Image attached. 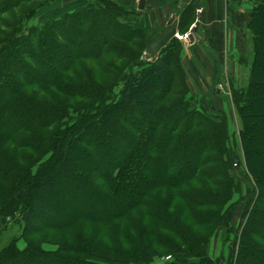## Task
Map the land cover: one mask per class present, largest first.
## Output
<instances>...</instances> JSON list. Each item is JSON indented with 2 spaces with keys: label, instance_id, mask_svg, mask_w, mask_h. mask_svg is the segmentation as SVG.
Returning a JSON list of instances; mask_svg holds the SVG:
<instances>
[{
  "label": "trees",
  "instance_id": "16d2710c",
  "mask_svg": "<svg viewBox=\"0 0 264 264\" xmlns=\"http://www.w3.org/2000/svg\"><path fill=\"white\" fill-rule=\"evenodd\" d=\"M35 1L0 0V264H264V0H249L238 132L192 94L178 39L141 63L146 11L126 24L121 3L73 0L38 28L32 11L6 20ZM197 19L184 7L180 34ZM102 62L106 80L84 66ZM116 225L122 248L106 254L95 240ZM49 231L63 233L55 251L35 241Z\"/></svg>",
  "mask_w": 264,
  "mask_h": 264
},
{
  "label": "crops",
  "instance_id": "0c3cea01",
  "mask_svg": "<svg viewBox=\"0 0 264 264\" xmlns=\"http://www.w3.org/2000/svg\"><path fill=\"white\" fill-rule=\"evenodd\" d=\"M192 3L196 4L195 0H167L155 6L148 4L147 12L154 33L150 41L152 55L149 58L155 60L173 38L182 35L178 30L182 12L184 7ZM201 4L204 8L197 6V9L202 8L204 12L199 17L200 27L197 28L195 41L184 44L182 56L188 85L193 95L208 97L213 101L216 111L229 115V120L234 123L233 131L238 132L241 122L233 96L225 100L222 95L224 89L229 88L230 79L238 90L246 89L249 85L251 67L246 57L249 45L246 33L253 7L249 0H203ZM171 13L176 16L170 21L168 18ZM242 66L249 67L245 77L239 76L243 73L240 69ZM215 88L218 89L217 94H214ZM242 216L236 217V227L242 223ZM222 238V233H219L211 243L210 254L213 257L220 256L224 250Z\"/></svg>",
  "mask_w": 264,
  "mask_h": 264
},
{
  "label": "rangeland",
  "instance_id": "374dc122",
  "mask_svg": "<svg viewBox=\"0 0 264 264\" xmlns=\"http://www.w3.org/2000/svg\"><path fill=\"white\" fill-rule=\"evenodd\" d=\"M47 1L48 0H38V1H35L34 3H32L30 5L27 4V5L23 6V7H21L20 9H18L16 11H13L9 15H7L6 16V20L7 19H14V20L18 21L22 16L26 15V13H30L32 11L33 16L31 17V20H30V23H29V26H30L29 28H36V27L38 28V27H40V23L42 21H44L46 19V17H48L49 14L55 8H61V7L65 6L66 3L72 2L73 0H53V2H51L49 0L50 1L49 5H43V4H46ZM142 1L143 0H114L113 2L114 3H118L119 5L121 3L122 5L125 6V7H123V6L120 5V7L124 10V12L126 14V17H125V19H123V21H125L126 24H129V23H134V21H136L137 19H140V17L143 16V15L141 16V13H143L145 11H146V13H148L147 12L148 11L147 7L152 6V5H154V6L155 5H160V4H162L163 2H165L167 0H144V1H146L147 7H146V9L144 11L140 12L138 10V7H139V5H140V3ZM169 1L174 2L176 0H169ZM181 1H184V0H181ZM195 2H196L197 6L203 7V5L201 4V3H203V0H195ZM148 4H149V6H148ZM52 7H53V9H52ZM200 9L202 10V14H203V9L202 8L197 9V16H198L197 20H200L199 17L201 15H199V13H198V10H200ZM175 16L176 15L174 13H171V14H169V18L168 19L171 21L172 19L175 18ZM197 20H196V22H197ZM194 26H195V24L192 27H194ZM199 27H200V25H199ZM190 31H191V29L189 30V32ZM188 33H186L184 35H180V36H185ZM195 34H194V38H195ZM247 34L248 33H246V35ZM153 35H154V33L152 31V35H151L149 41H151ZM249 37H251V35H248L246 37L247 43L249 44L248 48H247V51H246V57H247V61L250 63V67H251L254 55H253V52H252V42L249 39ZM178 41H180L183 44H189V43H186V40H182V41L178 40ZM194 41H195V39H194ZM191 43H193V42H191ZM149 55L150 56L152 55V52L150 51V43H149V45L147 47V50L145 48L142 50V56L140 57L141 63H148V62L154 61L151 58H149ZM238 58L239 57H237V59ZM110 59L112 61H115L114 57H111ZM128 63L125 62L123 64V68ZM115 64L118 65V62L115 63ZM105 65L106 64L104 62H102V63H99V64H85L84 66H85L86 69H92V70L94 69L95 71H93V74L96 75V78L100 77V75H102L104 80H106L107 79V75L103 76L102 72L104 71V69H101L102 66H105ZM123 68L120 69V72H121V70ZM139 68H141V67L136 66L135 71L137 69H139ZM248 68L246 66H242L240 69H241V71H243V73L241 75H239V76L240 77H245V73H247ZM99 71H100V73H98ZM230 80H231V82L229 84V88H227V89L225 88L224 89V93L222 95V97L225 100H227V98H229L232 95L231 94L232 93V87L236 88L235 85H233V83H232V79H230ZM96 81H99L101 83V78L96 80ZM236 85H237V83H236ZM246 85H247V82H246L245 86ZM237 116H238V114H237ZM233 125H234V123H232V121L230 119V130H231V132H233ZM248 186H249L250 189H252L251 185H248ZM246 194L248 195V191L246 192ZM244 198H246V200H248L249 197H244ZM92 229L94 230V232H98V233L100 232L99 227H95V228L93 227ZM121 230H124V229H121L119 226L116 225V226H113L111 229H109V230H107L105 232H100L102 234V236L99 239L95 240V245L99 246V250L104 252V253H106V254H109L108 251L110 252V251H113V250H120L122 248V244H123L121 242V239H120ZM18 233H21V229H19L16 226L14 228H12L10 230V232H9V234H13V235L14 234H18ZM62 237H63V233L49 231V232H46L45 234L37 236L35 241L41 247H45V248L50 247L51 249L48 250V251H53V250L55 251L57 249V246H58L57 242L61 241ZM19 246H20V248L23 249L24 247H26V243L25 242H20ZM224 252L227 253V251H224ZM110 254H111V252H110ZM112 256L115 257L117 255L113 254ZM171 261H172V257L169 256V255H165V256L160 257L157 260H155L154 263H152V264H167V263H170Z\"/></svg>",
  "mask_w": 264,
  "mask_h": 264
},
{
  "label": "water",
  "instance_id": "95a60500",
  "mask_svg": "<svg viewBox=\"0 0 264 264\" xmlns=\"http://www.w3.org/2000/svg\"><path fill=\"white\" fill-rule=\"evenodd\" d=\"M102 3H108L110 2V0H98ZM145 7H146V1H142L139 5V10L140 11H144L145 10ZM200 25V20H198L195 24V26L191 29V35H190V41L191 42H194V34L197 32V28L199 27Z\"/></svg>",
  "mask_w": 264,
  "mask_h": 264
},
{
  "label": "built area",
  "instance_id": "2783aa9c",
  "mask_svg": "<svg viewBox=\"0 0 264 264\" xmlns=\"http://www.w3.org/2000/svg\"><path fill=\"white\" fill-rule=\"evenodd\" d=\"M198 13L199 14H202V10L200 9V10H198ZM179 40H186V42H188V40H189V34L188 35H185V36H179V35H177L176 36ZM235 167H237V165H235Z\"/></svg>",
  "mask_w": 264,
  "mask_h": 264
}]
</instances>
